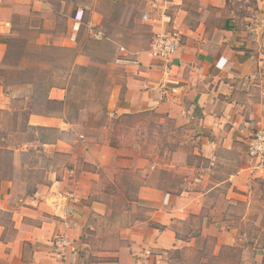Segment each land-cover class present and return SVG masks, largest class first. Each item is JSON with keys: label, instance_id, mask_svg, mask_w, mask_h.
Wrapping results in <instances>:
<instances>
[{"label": "crops", "instance_id": "0c3cea01", "mask_svg": "<svg viewBox=\"0 0 264 264\" xmlns=\"http://www.w3.org/2000/svg\"><path fill=\"white\" fill-rule=\"evenodd\" d=\"M252 2L245 9L248 15L228 17L209 38L203 37L202 27L189 30L187 12L178 2L171 5L169 13H165V3L155 34L173 27L183 36L182 48L172 55L170 64L154 60L148 50L124 53L115 60L124 65V89L121 97L119 90L110 95L109 114L154 112L177 127H185L193 145L189 156L202 158L208 166L163 165L157 157L141 158L139 149H121L83 136L76 145L65 140L72 125L61 116L30 115L27 123L32 128L58 130L60 137L55 143L41 145L48 152L54 148L69 164L51 169L46 183L36 184L30 194L19 195V203L13 200V187L21 183V168L13 164L12 180L0 187V214L10 215L11 222L9 231L0 223V264H60L52 247L60 233L73 244L68 251L69 264H138L145 252L151 254L147 264H172L167 253L188 244L176 238L171 226L196 218L200 219L201 236L217 237L216 248L235 245L231 234L205 215L216 209L207 214L206 204L213 191L226 186L224 199L231 203L244 198L252 182H264V165L250 159L245 147L251 130L264 127V0ZM210 4L217 6L214 1ZM4 5L0 14L32 12L44 22L51 14L46 0H13L10 9ZM219 7L227 13L225 1ZM77 12L83 13H73L70 28ZM1 19L2 15L0 64L10 37V26H2L6 21ZM71 34L70 29L65 38L69 44H73ZM55 92L51 98L62 101V91ZM222 160L232 170L223 179L213 180L215 166ZM68 169L73 170V179L65 175ZM179 169L190 176L182 179L179 191L166 189L169 186L161 180V172L177 173ZM132 170L141 179L134 197L129 198L121 190L128 186L118 177ZM105 184L121 195H106ZM113 203L128 206L122 209ZM137 207L140 213L145 211L144 217L135 215ZM257 255L264 257V247Z\"/></svg>", "mask_w": 264, "mask_h": 264}, {"label": "rangeland", "instance_id": "374dc122", "mask_svg": "<svg viewBox=\"0 0 264 264\" xmlns=\"http://www.w3.org/2000/svg\"><path fill=\"white\" fill-rule=\"evenodd\" d=\"M46 1L51 6L47 22L41 15L32 12L24 15L12 12L9 15L0 14L4 18L1 21L9 22L10 33L7 36L11 39L4 55L7 59L3 58L0 64V144L14 150L13 155L4 154L7 156L1 157L6 163L4 167L11 161L12 165L17 164L21 168V183L13 187V200L19 203V195L30 194L36 184L46 183L51 169L69 164L54 148L48 152V148L41 145L55 143L60 137L57 129L34 131L23 128L26 126L23 113L27 107L41 112L46 100V87L51 83L58 88L49 90L47 96L55 100L51 98V93L55 94L58 89L64 95L62 101H65V105L51 116H61L72 125L64 135L70 143L82 142L86 138L104 141L121 149H139L141 158L155 160L157 157L158 163L163 165L178 162L181 165L195 164L197 169L208 166L202 158L189 156L193 145L187 139L185 127H177L171 120L161 119L154 112L119 117L109 114L107 104L110 95L119 90L121 97L124 89V65L115 60L124 53L149 49L156 33V20L160 18L159 11L165 3L168 5L165 13H169L171 5L178 2L187 12L189 30L196 31L202 27L203 37L209 38L228 17L248 15L245 9L253 5L252 0ZM212 1L217 6L210 4ZM223 1L227 4V13L219 7ZM2 5L10 9L13 0H5L0 7ZM79 10L83 11L80 30L73 44H69L65 42L71 29L69 18ZM171 29L173 27L168 30ZM27 126L32 127L28 123ZM14 128L24 131L10 135L9 131ZM18 145L20 147H15ZM228 165L223 164V160L219 162L215 166L213 180L223 179L229 174L232 168ZM84 168L92 170L86 165ZM189 176L187 170L179 169L177 173L161 172L160 178L169 186H166L168 189L179 191L182 179ZM118 178L123 186H128L121 190L133 198L141 176L132 170L122 172ZM9 179L0 178V187ZM105 185L103 190L106 195H121ZM225 192L226 186L212 192L206 204L207 214L209 210L216 209L205 216L212 223H219L224 233L229 232L235 245L216 248L217 237L201 236L198 218L173 224L171 228L178 239L188 245L175 250L177 252L167 253V259L172 264H264V257L257 255L264 247V182H252L247 192L243 193L244 198L239 197L231 203L225 201ZM112 201L115 203L114 199ZM114 203L113 206L122 209L128 206L127 203ZM138 208H135V215L144 217L145 211L140 213ZM0 223L9 231L10 215L0 214Z\"/></svg>", "mask_w": 264, "mask_h": 264}, {"label": "built area", "instance_id": "2783aa9c", "mask_svg": "<svg viewBox=\"0 0 264 264\" xmlns=\"http://www.w3.org/2000/svg\"><path fill=\"white\" fill-rule=\"evenodd\" d=\"M4 1L5 0H0V4ZM82 16V12H77L73 18V24L71 27L72 34L70 36L72 42L76 40V35L80 30ZM2 26H8V24L3 23ZM182 45V34L177 29L173 28L155 34L150 41L148 53L154 60L169 65L170 58L181 50ZM245 147L246 154L250 159L254 160L258 165H264V127L260 126L251 130L249 136L245 140ZM65 175L67 178L73 179L74 172L73 170L68 169L66 170ZM72 201L78 203L76 198H72ZM68 222H70L71 225V221ZM67 223H65V225ZM52 247L60 264H69L68 251L73 249V244L68 236L64 233L58 234L52 241ZM150 256L151 254L148 252L143 253L139 258L142 261H140L141 263L138 262V264H147Z\"/></svg>", "mask_w": 264, "mask_h": 264}, {"label": "trees", "instance_id": "16d2710c", "mask_svg": "<svg viewBox=\"0 0 264 264\" xmlns=\"http://www.w3.org/2000/svg\"><path fill=\"white\" fill-rule=\"evenodd\" d=\"M7 22V21H6ZM9 23V22H8ZM10 37H9V41H8V46L10 45ZM4 59L6 60L7 58L4 57ZM74 67V66H73ZM53 88H58V85L54 84V83H51L49 84L47 87H46V90H45V96H46V100H45V103L43 104V107H42V110L41 112H37V111H33V109H30L27 107L26 111L23 113V115L25 116V122H26V128L23 127L24 129H31V130H34V131H38L40 130L41 128H32V127H28L27 126V118L30 116V115H40V116H46V117H49L51 115H53V113H55V111L59 110V107H61L62 105L64 106V102L65 101H58V100H53V99H50L47 94H48V91L53 89ZM20 114V116H23ZM24 129H13V130H10L9 131V134L12 135V134H18L22 131H24ZM7 136V135H6ZM4 136V137H6ZM2 141L5 140V138H1ZM15 147H20V145L18 146H15ZM16 148V149H17ZM13 149H9L7 146H4L2 144H0V178H4L5 180H8L9 178V181L11 180V175L13 173V165H12V162L10 161V163H8V166L7 167H4L6 166V163L4 162V159H2L1 155L2 156H7V155H4V154H8V155H13ZM1 181V180H0ZM168 189V188H166ZM170 190V189H169ZM158 228V227H156ZM176 238L178 239V236L176 235ZM227 249L229 250H232L233 248H230L228 247ZM177 252V251H175Z\"/></svg>", "mask_w": 264, "mask_h": 264}]
</instances>
